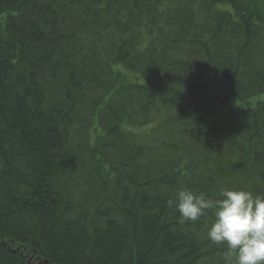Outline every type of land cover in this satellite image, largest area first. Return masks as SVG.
<instances>
[{"label":"trees","instance_id":"1","mask_svg":"<svg viewBox=\"0 0 264 264\" xmlns=\"http://www.w3.org/2000/svg\"><path fill=\"white\" fill-rule=\"evenodd\" d=\"M262 94L264 0H0V264H226L167 201L264 194Z\"/></svg>","mask_w":264,"mask_h":264},{"label":"clouds","instance_id":"2","mask_svg":"<svg viewBox=\"0 0 264 264\" xmlns=\"http://www.w3.org/2000/svg\"><path fill=\"white\" fill-rule=\"evenodd\" d=\"M167 203L184 222H196L212 210L215 219L207 238L227 248L226 264H264V194L222 189L219 198L212 199L184 187Z\"/></svg>","mask_w":264,"mask_h":264},{"label":"rangeland","instance_id":"3","mask_svg":"<svg viewBox=\"0 0 264 264\" xmlns=\"http://www.w3.org/2000/svg\"><path fill=\"white\" fill-rule=\"evenodd\" d=\"M257 99H261V100H263V99H264V94L259 95V96L257 97ZM242 108H243V103H242V102H239V101H237L236 99H232V100L229 102V104L224 108V110H231V111H233L234 113H238L240 110H242ZM224 110H223V111H224ZM33 259H36V258L32 257V260H33Z\"/></svg>","mask_w":264,"mask_h":264},{"label":"water","instance_id":"4","mask_svg":"<svg viewBox=\"0 0 264 264\" xmlns=\"http://www.w3.org/2000/svg\"><path fill=\"white\" fill-rule=\"evenodd\" d=\"M27 264H49L47 261L42 260L40 257L32 260V257L29 258Z\"/></svg>","mask_w":264,"mask_h":264}]
</instances>
